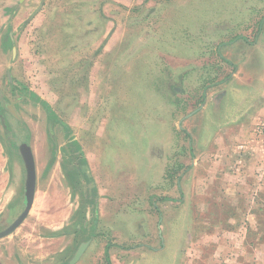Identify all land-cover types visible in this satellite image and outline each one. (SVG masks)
I'll use <instances>...</instances> for the list:
<instances>
[{
  "label": "rangeland",
  "instance_id": "rangeland-1",
  "mask_svg": "<svg viewBox=\"0 0 264 264\" xmlns=\"http://www.w3.org/2000/svg\"><path fill=\"white\" fill-rule=\"evenodd\" d=\"M3 4L0 264H264V0Z\"/></svg>",
  "mask_w": 264,
  "mask_h": 264
},
{
  "label": "water",
  "instance_id": "water-1",
  "mask_svg": "<svg viewBox=\"0 0 264 264\" xmlns=\"http://www.w3.org/2000/svg\"><path fill=\"white\" fill-rule=\"evenodd\" d=\"M8 107L12 109V105H8ZM19 150L26 169L24 197L25 208L22 213L9 226L0 230V239L12 234L23 223V221L27 218L28 214L30 213L35 199L37 171L33 149L29 143L23 142L20 144ZM89 243L90 240L82 242L67 264H76L84 254Z\"/></svg>",
  "mask_w": 264,
  "mask_h": 264
},
{
  "label": "crops",
  "instance_id": "crops-1",
  "mask_svg": "<svg viewBox=\"0 0 264 264\" xmlns=\"http://www.w3.org/2000/svg\"><path fill=\"white\" fill-rule=\"evenodd\" d=\"M4 2H6V4H3V9H4V11L6 12V13H8L9 14V16L11 15V11H14V8H16V5L17 4H19V6H20V9H22V12L24 11V8L26 7V6H22L21 5V1L22 0H3ZM35 18V17H34ZM15 32V29L14 30H12V31H10L8 34H7V42H8V45H11V49H12V51L14 52V58L13 59H15L16 58V55H17V51H18V47L14 44V37H13V33ZM0 42H2V41H0ZM0 44H2V43H0ZM104 45V42L102 43V45L99 47V48H101L102 46ZM86 47L88 46V45H85ZM75 47V46H74ZM68 48H70L71 50H73V47H72V45L71 46H69ZM77 48V47H76ZM227 60V59H226ZM228 61L230 62V63H232V61H230L229 59H228ZM234 66H236V65H234ZM236 69H237V66H236ZM236 77H240V78H243L242 76H238V75H234L233 77H232V79H235ZM240 80V79H239ZM243 80V79H242ZM234 93H239V89H234V91H233ZM261 95H262V97H259L260 98V101H261V104H257L256 102H254V101H251V100H249V108H248V110L247 111H245L244 112V114H246V116H245V118H244V120H242L243 122H241V124H242V126H240V127H242V128H244L246 131L247 130H252V129H254V126H255V123L257 122V120L259 119V118H261V116H264V91L261 93ZM252 98H254V97H252ZM253 100V99H252ZM240 124V122L238 123V125ZM239 127V126H238ZM252 136H253V134H252ZM20 151V150H19ZM20 155H21V153H20ZM22 157V156H21ZM23 159V158H22ZM86 161L88 162V159L86 158ZM24 162V161H23ZM25 165V164H24ZM26 170V169H25ZM35 194H36V192H35ZM24 197H25V195H24ZM34 201H35V199H34ZM97 202V201H96ZM34 204V203H33ZM90 240V242H91V239H89ZM82 243V242H81ZM80 243V244H81ZM90 244V243H89ZM79 247V246H78ZM108 252H109V249H108ZM109 255H110V252H109ZM110 258H111V256H110ZM81 259V258H80ZM105 259H106V251H105ZM80 261V260H79ZM78 261V262H79ZM77 262V263H78ZM112 262V261H111ZM76 263V264H77ZM108 264V263H107Z\"/></svg>",
  "mask_w": 264,
  "mask_h": 264
},
{
  "label": "trees",
  "instance_id": "trees-1",
  "mask_svg": "<svg viewBox=\"0 0 264 264\" xmlns=\"http://www.w3.org/2000/svg\"><path fill=\"white\" fill-rule=\"evenodd\" d=\"M239 37H241V36H239ZM224 58V57H223ZM225 59V58H224ZM226 60V59H225ZM228 63H230L228 60H226ZM231 64V63H230ZM236 70V66H234V71ZM35 94V96H38L36 93H34ZM50 115H54L55 116V114L53 113V112H51L50 113ZM54 158H52L50 161H49V163H48V168H50L52 165H53V163H54ZM86 160V159H85ZM87 162V161H86ZM95 203V202H94ZM86 207V203L83 201V202H81L80 203V210H83L84 208ZM108 249H109V246L107 247V249H106V261H107V263L108 264H112V262H111V258H110V255H109V252H108Z\"/></svg>",
  "mask_w": 264,
  "mask_h": 264
},
{
  "label": "built area",
  "instance_id": "built-area-1",
  "mask_svg": "<svg viewBox=\"0 0 264 264\" xmlns=\"http://www.w3.org/2000/svg\"><path fill=\"white\" fill-rule=\"evenodd\" d=\"M254 134L264 140V116L259 118L254 126Z\"/></svg>",
  "mask_w": 264,
  "mask_h": 264
}]
</instances>
